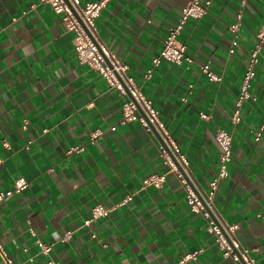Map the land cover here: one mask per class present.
<instances>
[{
    "label": "crops",
    "instance_id": "1",
    "mask_svg": "<svg viewBox=\"0 0 264 264\" xmlns=\"http://www.w3.org/2000/svg\"><path fill=\"white\" fill-rule=\"evenodd\" d=\"M189 1L109 0L97 29L159 110L201 189H209L219 170L216 131L232 133L229 176L219 182L214 203L223 220L238 224L236 237L256 264H264V47L251 88L257 99L244 102L239 123L231 121L264 21V0H210L208 13L189 19L180 35L194 62L163 59L146 79ZM240 7L238 45L231 52L230 26ZM73 37L49 3L0 0V192L20 176L28 181L0 201V245L8 257L16 264H175L198 251L197 259L182 264H232L163 163L160 140L137 120L119 123L122 96L97 70L79 63ZM205 62L221 81L201 71ZM97 128L104 133L92 142ZM73 147L83 150L70 152ZM163 174L162 186L145 183ZM98 203L110 213L85 224ZM67 231L72 233L64 241ZM37 239L52 244V252L42 253Z\"/></svg>",
    "mask_w": 264,
    "mask_h": 264
},
{
    "label": "built area",
    "instance_id": "2",
    "mask_svg": "<svg viewBox=\"0 0 264 264\" xmlns=\"http://www.w3.org/2000/svg\"><path fill=\"white\" fill-rule=\"evenodd\" d=\"M49 3L54 11L61 16V20L70 32H73L74 47L79 63L87 64L97 70L108 82L111 87L118 90L123 98L122 118L119 123L137 120L151 133L156 131L162 141L159 143V154L165 165L170 171L175 173L178 179L185 186L187 201L191 211L201 213L207 221V230L215 236L217 244L222 249L223 256L232 260V264H256L251 255L250 249L244 247L236 237L238 224L228 223L221 217L216 209L214 197L219 182L229 176V164L232 162L233 136L225 128H219L215 133V140L220 147L219 170L216 176L210 181L208 190H203L197 186L190 169L188 157L182 152L179 144L172 137L167 125L160 116L159 110L153 105L152 100L145 95L141 86L135 78L129 74L128 65L123 62L101 39L97 29V19L101 16L103 9L107 6L109 0H42ZM211 4L210 0H190L182 10L178 21L169 27L167 35L163 40V45L159 56L153 59L152 65L148 68L145 78L152 77L153 69L161 60H167L176 64L186 63L188 66L194 62V58L187 53V44L180 39V35L189 21V19H200L204 17ZM243 8L238 9L237 20L231 24L230 29L233 32L231 52H234L238 45L239 30ZM264 47V21L257 30L255 41L250 49L246 69L242 78L239 94L236 98L234 109L231 115V121L237 124L241 121L242 107L246 100H256L252 94V82L256 77L257 66L261 58V52ZM201 71L210 81L219 82L222 75L217 73L210 62L200 65ZM200 117L208 119L210 114L200 113ZM117 128V124L111 126L112 130ZM44 131H47L44 130ZM104 133L101 128L95 129L91 133V141L95 142ZM261 130L256 132L255 139L259 140ZM3 144L9 147L7 141ZM82 147H73L72 151H81ZM166 176L151 175L145 179V183L156 187L162 186ZM28 186V181L24 176L14 180L12 188L0 192V201L10 198L15 192H21ZM132 199L129 195L121 203ZM110 209L102 203L95 204L91 210V216L85 220L89 224L92 220L108 216ZM264 218V214L261 215ZM34 235L35 231L30 230ZM71 231H67L63 240L71 236ZM37 245L44 254H50L53 246L40 239H37ZM0 252L4 257V264H16L8 257L7 252L0 245ZM198 251L186 253L179 262L182 264L191 259H197ZM50 264H60L56 259H51Z\"/></svg>",
    "mask_w": 264,
    "mask_h": 264
},
{
    "label": "water",
    "instance_id": "3",
    "mask_svg": "<svg viewBox=\"0 0 264 264\" xmlns=\"http://www.w3.org/2000/svg\"><path fill=\"white\" fill-rule=\"evenodd\" d=\"M154 134H155V136H157V138H158L160 141H162L160 135H159L156 131H154Z\"/></svg>",
    "mask_w": 264,
    "mask_h": 264
}]
</instances>
